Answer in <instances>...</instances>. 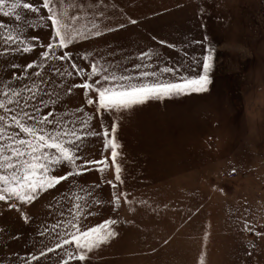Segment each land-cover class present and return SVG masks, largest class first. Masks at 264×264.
<instances>
[{"label": "rangeland", "instance_id": "obj_1", "mask_svg": "<svg viewBox=\"0 0 264 264\" xmlns=\"http://www.w3.org/2000/svg\"><path fill=\"white\" fill-rule=\"evenodd\" d=\"M108 3L115 4L106 10L110 22L126 26L82 42V50L112 52L110 59L128 67L148 48L174 66L188 59L184 52L200 57L209 43L215 51L207 92L148 101L121 116V187L136 202L117 213L107 203L109 186L93 193L105 203L89 217L88 226L108 217L121 224L119 235L92 254L89 264H198L202 252L205 264H264V236L241 230L249 222L264 233V0ZM41 14H46L43 9ZM129 17L137 23L128 24ZM0 22L11 23L2 15ZM31 34L44 36L45 29ZM197 40L203 43L184 47ZM2 66L0 59V70ZM89 148L96 151L99 144ZM80 179L93 185L99 174L89 172ZM50 201L55 203L46 195L27 208V225L0 202V264H23L22 258L50 245L36 234L42 224L57 219L55 210L49 214ZM60 251L32 264H56Z\"/></svg>", "mask_w": 264, "mask_h": 264}, {"label": "snow or ice", "instance_id": "obj_2", "mask_svg": "<svg viewBox=\"0 0 264 264\" xmlns=\"http://www.w3.org/2000/svg\"><path fill=\"white\" fill-rule=\"evenodd\" d=\"M109 7L115 4L108 0H0V15L11 21L0 22V202L27 225V208L49 195L55 200L47 205L49 214L55 210L57 216L36 229L50 245L22 258L23 264L40 262L57 249L56 264H89L92 254L115 239L119 219L108 217L91 226L87 221L105 203L93 195L102 185L111 189L107 203L113 212L136 202L121 187V116L148 101L207 92L212 82L215 50L210 43L200 57L184 52L188 59L179 66L164 62L153 48L139 51L131 67L110 59L112 52L79 48L126 26L110 22ZM127 23L137 20L129 17ZM38 27L45 29L44 36L31 34ZM192 43L203 42L184 47ZM20 57L23 62H17ZM96 144L98 150L89 148ZM89 172L98 173L99 182L84 185L80 178ZM255 227L244 222L241 230L264 236ZM205 256L200 254L198 264H205Z\"/></svg>", "mask_w": 264, "mask_h": 264}]
</instances>
